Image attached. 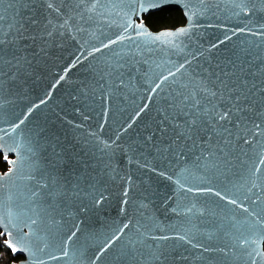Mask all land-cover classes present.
Returning a JSON list of instances; mask_svg holds the SVG:
<instances>
[{
	"label": "snow or ice",
	"instance_id": "1",
	"mask_svg": "<svg viewBox=\"0 0 264 264\" xmlns=\"http://www.w3.org/2000/svg\"><path fill=\"white\" fill-rule=\"evenodd\" d=\"M175 3L184 9V27L152 34L132 22L138 13L150 8L171 11ZM262 14L264 0H0V110L6 94H25L29 81L54 65L69 41L79 45L71 66L87 61L95 74L84 100L72 98L87 105L74 109L81 122L62 117L74 131L94 117L96 130L87 137L69 139L55 123L39 134L43 140L27 130L25 122L47 105L67 69L44 98L10 122V128L0 130V150L11 148L19 161L18 178L12 169L0 175V243L13 256L24 253L13 264H80L82 249L94 237L84 236L83 221L63 208V202L74 205L83 193L92 208L104 204L108 197L100 185L115 178L118 150L130 164L157 177L172 180L178 175L175 183L188 202L171 211L194 218L198 227L207 223L211 230L205 242L189 231L157 235L140 220L128 219L96 240L87 264H105V253L114 248L116 260L127 264H206L212 259L264 264V55L256 41H245L232 45L235 59L213 57L220 45L240 34L264 42V22L258 18ZM219 15L240 17L243 26L226 28L223 39L207 47L195 43L198 20ZM114 26L115 31L106 32ZM145 116L150 117L143 124L146 134L132 140L130 130ZM105 126L112 133L107 139L102 135ZM187 154L202 163H187ZM41 155L47 163L43 169ZM119 179L123 213L129 191L139 186L131 174ZM143 184L136 202L140 210L146 207L144 201L151 202L144 194L151 184L147 179ZM212 198L218 199L209 203ZM168 199L161 204L167 207ZM176 242L195 251L181 252Z\"/></svg>",
	"mask_w": 264,
	"mask_h": 264
},
{
	"label": "water",
	"instance_id": "2",
	"mask_svg": "<svg viewBox=\"0 0 264 264\" xmlns=\"http://www.w3.org/2000/svg\"><path fill=\"white\" fill-rule=\"evenodd\" d=\"M170 6L173 9H179L184 15V9L179 3H175ZM160 10V8H150L148 11L138 13L137 15L133 16L132 22L134 25H143L144 28H146L152 34H158L163 30H175L179 27H184L187 25V18L184 15L185 23L179 27L163 28L160 30L151 29V27L146 23L145 17ZM258 18L264 22V14ZM241 20L242 18L240 17L229 18V15H219V18L214 16L211 20H208L207 18H201L198 20V23L201 25V27L195 29L197 35L193 37V41L195 43L204 44V46L207 47L210 43H215L219 39H223L226 28L242 27L243 25L241 24ZM209 23H212L213 26L208 27L207 25ZM115 30L116 28L114 26L111 30L106 29V32ZM105 38L106 37H102V39ZM245 41H256V43L260 45L259 51L262 55H264V42H261L256 37L240 34L239 36L232 37V39L227 41L226 44L220 45L218 54H213L214 59H235L236 54L232 49V45L243 44ZM195 43L191 44L190 46H195ZM78 49L79 45H77L76 41L67 42L65 46L58 52L55 64L51 65L46 71H42L41 75L37 79L29 81L28 85H26L25 94H14L10 96L6 94L3 109L0 110V130L10 128V122L13 120L18 121V119L22 118L28 107H31L34 103H38L40 99L44 98L47 91L51 89V86L58 79V74L63 73L66 69L67 76L65 80L61 81L59 85L55 87L52 93V98L48 101L47 105H42L40 108L36 109L31 114V116H29L28 121L25 122L27 130L41 140H43V137H40L39 134L44 131L46 127H51L54 123L62 133L68 136L69 139L74 137L85 138L87 137L88 132L96 130L97 126L94 117L93 119L84 121L83 128L77 129L75 131L69 128L68 125H64L62 120V117L67 116V119L69 120H75L77 123L81 122L82 118L75 114L74 109L76 107L87 108V105L77 104L72 98L79 97L81 101H83L85 98L84 90L88 88L89 84L94 83L95 74L89 67V63L87 61L77 64L75 67L71 66V61L74 59V53ZM253 50H255V46H253ZM108 54L109 53L106 50L104 55ZM97 55V59H99L100 54ZM247 79L252 80L253 77L248 76ZM121 91L124 90L121 89ZM121 103H125L123 101V97H121ZM87 114L92 115V112L89 111ZM149 119L150 117L145 116L140 122H138L136 126H134L133 130H130L129 137H131L132 140H139L143 138V136L146 134L145 130L143 129V124ZM102 135L105 139L112 135L107 126H105L104 133H102ZM8 143L11 145L12 142L9 140ZM77 147L79 148V145H77ZM0 154L3 155L4 161L8 164V169L4 172H0V175L9 172V170L12 169L13 177L18 178L19 161L17 158V153L12 151L11 148H7L0 150ZM5 156H7V159H5ZM154 156L155 152H152L150 154V158ZM187 157L188 158L186 162L192 164L193 166H196L198 163H202V161L197 162L195 160V155L187 154ZM140 163H143V161H140ZM168 163L174 164L175 161L169 160ZM113 164L116 168V173H119V175L131 174L133 180L139 186L136 191H129V204L125 207V211L123 213L120 210L123 184L119 179V175H116V173H113V176L115 177L114 179L105 178L102 185H100L101 191L105 192V195L108 197V199L105 200L104 204H102L98 209H94L90 206V201L85 195H83V193L81 199L74 205L70 201L63 202V208L76 213V218L83 221V223L80 225V228L84 236L94 237V239L90 240L86 247L82 249L84 259L80 262V264H87V257H90L95 251L97 239H103L104 235L114 230L117 225L127 222L128 219H131L133 223H135L136 220H140L141 223L146 224L152 231L156 232L157 235L165 232L169 233L170 235H175L176 233L182 231H189L195 233L199 239L206 242L205 233L207 230H211L207 223L201 225V227H198L200 222L194 218L189 220V218L185 217L182 212L178 211L174 213L171 211V209L176 207L178 204L182 205L188 202L187 199H185L180 193L179 187L175 183L178 175H173L172 180L157 177L155 174L149 173L146 168H141L135 162L130 164L123 151L120 150L115 153ZM155 164L156 161L153 160L152 165L155 166ZM46 167L47 163L44 160L43 155H41L39 168L43 169ZM178 172L179 169H177V173ZM169 174L172 175V173ZM45 175H47V173H45ZM39 178V170H37L36 179ZM145 179H147L151 184V189L144 194L151 197V202L144 201L146 207L140 210L139 204L136 202L140 201L142 198L141 189L144 187L143 181ZM81 187L83 188V185H81ZM90 187L91 186H89V188ZM168 197H170V199H168L167 207H165L161 204V200ZM217 199L218 198H212V200H209L208 202L212 203V201ZM84 209L87 210L85 211ZM64 218L65 221H67L68 217L66 214ZM173 229H175V232H173ZM143 230L144 229H142V231ZM78 235L80 234L78 233ZM117 243H119V241H117ZM168 243L171 244L173 242L168 241ZM176 243L179 251L181 252H183L185 248H189L190 252L195 251L194 249H191L186 243L183 244V246L180 245V242ZM113 247H115V245ZM261 249L264 250V244L261 245ZM8 251L10 252V250ZM105 255L108 257L105 264H127L126 261L116 260L117 251L115 248L109 249V253H105ZM211 255L217 256L218 254L212 253ZM13 257H22V259L19 260L21 261L24 259V253H17ZM13 262L10 264H13ZM50 264H63V262L51 261ZM73 264H76V262H73ZM185 264H187V262H185ZM192 264H200V262L198 260H193ZM206 264H221V261L212 259L206 261ZM229 264H239V262L232 261L229 262Z\"/></svg>",
	"mask_w": 264,
	"mask_h": 264
},
{
	"label": "trees",
	"instance_id": "3",
	"mask_svg": "<svg viewBox=\"0 0 264 264\" xmlns=\"http://www.w3.org/2000/svg\"><path fill=\"white\" fill-rule=\"evenodd\" d=\"M146 23L153 30H160L163 28H176L185 23V18L179 9H173L171 11H157L149 16L145 17ZM8 169V164L4 161L3 155L0 154V172H4ZM0 253L3 256L0 257V264H10L13 261H19L22 257H13L12 254L0 243ZM5 259V260H4Z\"/></svg>",
	"mask_w": 264,
	"mask_h": 264
},
{
	"label": "rangeland",
	"instance_id": "4",
	"mask_svg": "<svg viewBox=\"0 0 264 264\" xmlns=\"http://www.w3.org/2000/svg\"><path fill=\"white\" fill-rule=\"evenodd\" d=\"M3 256V255H2ZM5 260V259H4Z\"/></svg>",
	"mask_w": 264,
	"mask_h": 264
}]
</instances>
